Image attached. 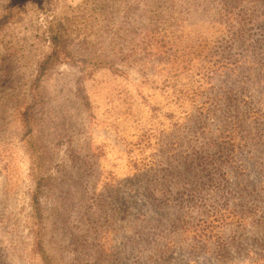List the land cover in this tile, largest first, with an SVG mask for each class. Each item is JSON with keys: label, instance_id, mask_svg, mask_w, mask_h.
<instances>
[{"label": "rangeland", "instance_id": "obj_1", "mask_svg": "<svg viewBox=\"0 0 264 264\" xmlns=\"http://www.w3.org/2000/svg\"><path fill=\"white\" fill-rule=\"evenodd\" d=\"M0 264H264V0H0Z\"/></svg>", "mask_w": 264, "mask_h": 264}, {"label": "trees", "instance_id": "obj_2", "mask_svg": "<svg viewBox=\"0 0 264 264\" xmlns=\"http://www.w3.org/2000/svg\"><path fill=\"white\" fill-rule=\"evenodd\" d=\"M218 215H219V212L218 213L217 212L213 213V216H215V218H217Z\"/></svg>", "mask_w": 264, "mask_h": 264}]
</instances>
